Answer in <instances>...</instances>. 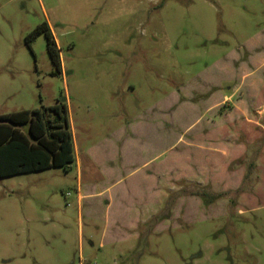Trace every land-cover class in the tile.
Here are the masks:
<instances>
[{"label": "rangeland", "instance_id": "374dc122", "mask_svg": "<svg viewBox=\"0 0 264 264\" xmlns=\"http://www.w3.org/2000/svg\"><path fill=\"white\" fill-rule=\"evenodd\" d=\"M44 21L58 67L44 34L32 50L25 40ZM249 54L264 85V0H0V114L61 97L79 161L0 177V264H264V86L256 102L241 90L237 103L216 105L249 116L215 138L232 152L213 156L180 136L203 114L206 76L226 62L237 70ZM107 162H126L115 174L114 232L105 229ZM157 164L151 205L143 179ZM200 187L226 193L205 205L191 194ZM134 213L149 217L137 235L123 227Z\"/></svg>", "mask_w": 264, "mask_h": 264}, {"label": "trees", "instance_id": "16d2710c", "mask_svg": "<svg viewBox=\"0 0 264 264\" xmlns=\"http://www.w3.org/2000/svg\"><path fill=\"white\" fill-rule=\"evenodd\" d=\"M40 34L45 35L49 56L58 67L59 48L47 21L26 35L27 45L32 50L31 44ZM74 162L75 147L68 108L61 97L52 105L0 114V177L51 167L68 168ZM225 193L206 187L191 192L205 205Z\"/></svg>", "mask_w": 264, "mask_h": 264}, {"label": "crops", "instance_id": "0c3cea01", "mask_svg": "<svg viewBox=\"0 0 264 264\" xmlns=\"http://www.w3.org/2000/svg\"><path fill=\"white\" fill-rule=\"evenodd\" d=\"M48 23H49V27L51 28V31L54 35V38H55L57 46H58V43H59L58 38H57L54 30L51 27V23L50 22H48ZM232 56H233L232 59H234V60H239V58H240L239 53H237L235 56V52H234V54ZM251 57L252 56L249 54L248 61L246 63H242L237 70H236L234 64L226 62L225 64H223L221 66L219 74L206 76L205 79L209 80V81L205 80V82H207L208 84L211 85V87H210L211 89H209L208 91H206V90L204 91L203 90L204 88L202 87V91L205 92L202 95V100H201V102L203 104H205L203 114H201V116L195 121L194 126L190 125L185 130H183L182 133H180V136H182L181 140L185 141L184 143L187 144L188 147H192V148H196V149L199 148V149H204L206 151H211L210 153L213 156L220 155L221 157H222L221 154H217L218 151H223V152L226 151V153L233 151L232 147L227 146V145L224 146L223 144H220L221 142H219V143L215 142V138H216L217 134H220V133L225 134V133L233 131V129H235V122L240 121L242 119L249 120V116L246 113L243 114L242 112L238 111V109H236V107H235V110H233V111L223 112V113L221 111L220 112L215 111V108H216V105H218L222 102H225L226 100L233 101V98H234L235 102L237 103L238 100L236 99L235 95L237 92H240L241 90H244V92H245L243 94L242 98L246 99L247 101H249V100H255V102L257 101V98L259 97L258 95H260V93H261L260 91L264 85H263L262 79L259 77L257 78L255 76L256 71L254 69H250L251 67H249V65L251 64ZM238 70L240 71V74H241L239 77L235 76V72L237 74ZM237 77H238V80H237ZM247 80L249 82H247ZM176 95L178 98V93ZM175 101L173 102V107L171 109V111H173V119L174 120L176 118V113H177ZM190 107H193V106H190ZM175 124H176V122L175 123L173 122V124H172L173 129L175 127ZM127 131H124V134L122 136L129 135L130 133L133 134L132 131H130V133H128ZM197 135H201V136L208 135V138L206 139L207 142L202 143L201 141L194 139L195 138L194 136H197ZM180 136H178V138ZM187 136H190V137L188 138ZM73 141H74V139H73ZM176 144H177V142L174 141V143H173L174 152H175V145ZM74 147H75V142H74ZM87 152L90 155L91 159H95V160L98 159V153L95 149L88 148ZM174 152L171 155V158H173ZM122 158H121V160H122ZM77 162H79V161L76 157V149H75V162L73 164H75ZM91 162H92V160H91ZM122 163L125 164L126 162H107L105 164V166H106L105 172H103V177H108V175H109V177L111 178L110 183H108L106 185L109 198L107 199V205H106V210L108 212V214H107L108 215V221L106 223L105 229H109L110 231H113V232L114 231H120L118 229V227L121 226V225H118L119 222L117 220H115L114 222L112 221L111 209L114 205V201H115V197H116V194L113 192V190L116 188V186H117L116 184L118 183V181L123 178L121 176L117 177L115 175L117 169L119 168V164L121 165ZM147 163L148 162H142V165H145ZM149 165L150 164H148L146 167H148ZM78 168L79 169L82 168L81 162L79 163ZM160 168H161L160 164L159 165L157 164V167L155 170L150 171V170L146 169V172L144 173L145 178L143 179V181L146 182V185H145L146 188H145V191H142V193L147 196L146 201H147V203L150 202L151 205L154 202L155 193L157 194V196H155L157 199L159 198V194H160V185H159L160 184ZM135 170L136 169L134 167L133 170L130 172H134ZM174 170H175V165L172 164V169H170L168 172H172L174 174L175 173ZM88 177L90 179V183L87 184L86 186H87V189L90 193H87V194H89V195L90 194H96L97 189H96L95 184L92 182L94 180L95 175L92 173V171L88 170ZM117 178H120V179H117ZM81 186H82V184L79 185V188ZM81 189H79V190H81ZM136 191L133 194H137ZM84 196H85V194L79 193V200L82 201ZM136 199L137 198L135 197L134 200L136 201ZM150 210L153 214L154 209L151 207ZM136 214L137 213H134L132 218L126 219V221L123 225V227L126 228L127 231L132 232L130 234L134 233L135 235H137V232H135V231L141 226V224L145 223L147 221V219H149V217L147 219L141 218L140 215L138 217ZM152 214H151V216H152ZM127 220H128V223H127Z\"/></svg>", "mask_w": 264, "mask_h": 264}]
</instances>
